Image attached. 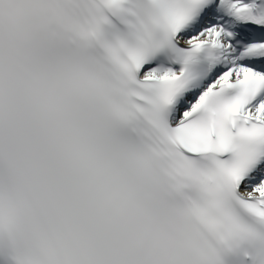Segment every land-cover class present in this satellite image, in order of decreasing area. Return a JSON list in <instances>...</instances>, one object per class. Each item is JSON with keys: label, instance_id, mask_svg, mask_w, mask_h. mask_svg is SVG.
Instances as JSON below:
<instances>
[{"label": "snow or ice", "instance_id": "1", "mask_svg": "<svg viewBox=\"0 0 264 264\" xmlns=\"http://www.w3.org/2000/svg\"><path fill=\"white\" fill-rule=\"evenodd\" d=\"M0 264H264V0H0Z\"/></svg>", "mask_w": 264, "mask_h": 264}, {"label": "clouds", "instance_id": "2", "mask_svg": "<svg viewBox=\"0 0 264 264\" xmlns=\"http://www.w3.org/2000/svg\"><path fill=\"white\" fill-rule=\"evenodd\" d=\"M5 233H6V230H5Z\"/></svg>", "mask_w": 264, "mask_h": 264}]
</instances>
